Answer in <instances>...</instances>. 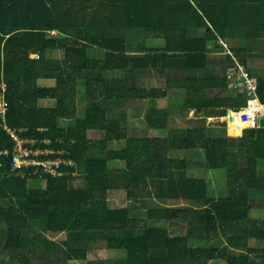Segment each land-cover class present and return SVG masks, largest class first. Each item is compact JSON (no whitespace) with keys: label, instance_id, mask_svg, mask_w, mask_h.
<instances>
[{"label":"trees","instance_id":"obj_1","mask_svg":"<svg viewBox=\"0 0 264 264\" xmlns=\"http://www.w3.org/2000/svg\"><path fill=\"white\" fill-rule=\"evenodd\" d=\"M151 37L164 46L142 48ZM229 37L261 41L231 48L237 58L216 61ZM263 45L264 0H0V98L8 106L5 119L0 116L5 248L22 256L37 250L30 230L40 223L46 233L86 246L49 264L84 262L102 243L125 251L124 264H264V247L250 245L264 244V220L249 215L264 208V128H253L264 113L246 92L231 90L228 77L240 60L256 78V99L264 106V75L255 76L246 60ZM158 75L165 89L153 87ZM41 80L55 86L42 88ZM168 91L183 94L185 120L206 125L135 138L126 117L110 112L117 103L163 100ZM41 101L55 105L42 108ZM156 110L146 114L148 125L163 130L167 113ZM67 121L73 124L62 126ZM228 122L234 138L212 136ZM9 130L35 142V149L54 152L42 159L60 157L74 166L62 164L60 176L40 167L14 170L16 142ZM92 131L104 138H90ZM174 148L203 151L207 170H226L229 196L212 198L202 176H184L189 160L171 157ZM117 161L124 168L112 170ZM112 191H124L135 203H156L139 220L129 206H110ZM160 222L185 233L172 236Z\"/></svg>","mask_w":264,"mask_h":264},{"label":"rangeland","instance_id":"obj_2","mask_svg":"<svg viewBox=\"0 0 264 264\" xmlns=\"http://www.w3.org/2000/svg\"><path fill=\"white\" fill-rule=\"evenodd\" d=\"M155 38H147L146 40H153ZM261 40H237L232 39L229 37L227 39L228 45L230 47L224 46L223 53L213 56L216 58V61H225L226 55H232L235 57V54L231 52V48H240V47H247L249 44H257ZM147 43V42H146ZM264 46V45H263ZM249 49V48H248ZM253 55L251 57H246L247 66L251 70L253 74L256 75H264V47H260L259 50L252 49ZM222 53V52H221ZM231 53V54H230ZM50 57L55 59L61 58V53H52ZM227 59V58H226ZM240 60H237V62ZM241 63V62H240ZM242 64V63H241ZM220 69H222V65L214 64ZM245 66V65H244ZM247 69V68H246ZM231 71V70H230ZM230 73V72H229ZM232 75V74H231ZM173 76V75H172ZM157 82H155V88H166V81L165 77L161 75L157 76ZM42 88H51L55 86L54 81H41L39 82ZM231 90H234L230 87ZM79 92L77 96L78 107L82 108L85 105L84 102V88L79 87ZM249 103V101H248ZM247 103V107H248ZM183 104V94L177 91H168L167 96L163 100L159 101H136V102H123L117 103L113 106L111 114L113 116H123L126 117L128 122V134L131 137L135 138H146L149 136H159V137H170L174 131L178 130H185L187 128H194L199 127L202 125H206L203 123L202 125L196 122H190L184 119V110L182 107ZM258 104L261 103L258 101ZM40 107L42 108H51L54 107L55 102L53 101H45L41 102ZM155 108L156 113L166 114L168 116L167 126L163 129H152L149 127L146 114L149 111ZM264 118L258 116L255 126L253 128H258L260 126V120ZM230 122V121H229ZM229 122L226 129H215L212 133L213 137H221V136H228L233 137L229 132ZM73 124V121L62 122V126ZM251 126H247L243 128V132L245 129H250ZM242 136L240 137H243ZM89 137L92 139H102L104 138V134L96 131H92L89 133ZM237 138V137H235ZM115 148L121 149L122 145L117 144ZM171 157L173 158H186L189 160V168L183 172L184 176H194V177H201L204 180H207L210 184L211 189V196L212 198L219 199L221 197H228L229 193L227 191V171L226 170H207L205 166L204 160V153L203 151H179L176 148L171 149ZM111 169L112 170H120L124 168L123 162H111ZM263 168L260 165V170ZM43 185L41 182H31L30 187H37ZM75 186H81L82 181L77 180L74 182ZM109 204L112 207H123L129 206L132 210L131 214L133 217L137 219H145L147 215V210L151 205H155L156 201H146L145 203H135L134 201H128L125 196L124 191H112L109 194ZM250 218L255 221H263L264 220V208L251 210L250 211ZM42 225V224H41ZM157 225L166 226L170 229L172 236L173 235H183L185 231L178 227H173L168 223H157ZM2 226H0L1 229ZM1 231V230H0ZM31 237L35 238L34 242L37 245V250L29 251L26 255L22 256L18 251H12L10 249L5 248V240L3 237L0 238V264H27L30 260V264H49V261L55 257L60 259H64L66 257V252L73 249H85L86 246L84 242L72 238L69 235L62 234V235H51V233H46L44 229L38 223V226H34L33 229L30 230ZM251 246L259 249L263 248L264 244L253 241L250 244ZM103 247H100L99 250H90L87 254L86 261L79 262V261H70L67 264H124L125 263V251L121 250H108L105 244L102 243ZM213 264H227L226 262L221 263H213Z\"/></svg>","mask_w":264,"mask_h":264},{"label":"built area","instance_id":"obj_3","mask_svg":"<svg viewBox=\"0 0 264 264\" xmlns=\"http://www.w3.org/2000/svg\"><path fill=\"white\" fill-rule=\"evenodd\" d=\"M227 47V45H225ZM231 54V53H230ZM229 80L230 87L237 92H246L251 97L250 100H256L257 97V80L251 76L246 69V66L237 62L236 66L230 69ZM232 74V75H231ZM258 100V99H257ZM263 113L264 106L260 105ZM8 111L4 99L0 98V116L5 119V113ZM13 139L16 142L13 155V168L14 170H21L24 168L40 167L46 174L52 176H60V167L62 164L74 166L73 162L65 161L64 159L57 157L53 159H42V156L54 155V152L43 151L35 149V142L26 141L22 139L17 132L9 130ZM4 154H8L5 152ZM61 155V153H56Z\"/></svg>","mask_w":264,"mask_h":264},{"label":"crops","instance_id":"obj_4","mask_svg":"<svg viewBox=\"0 0 264 264\" xmlns=\"http://www.w3.org/2000/svg\"><path fill=\"white\" fill-rule=\"evenodd\" d=\"M199 36V34L197 35ZM141 38L138 37L137 33H134L133 34V44L135 47H138L139 46V40ZM147 42V43H146ZM225 45H228V43L226 42H223ZM164 46V40L163 39H153V40H144L141 42V47L142 48H146V49H160L161 47ZM145 79H148L146 77H144ZM41 81H45V80H41ZM40 81V82H41ZM47 81V80H46ZM257 100V99H256ZM259 101V100H257ZM41 102H45V101H41ZM40 102V103H41ZM53 107V106H52ZM94 250H99V248H95ZM89 253V252H88Z\"/></svg>","mask_w":264,"mask_h":264},{"label":"water","instance_id":"obj_5","mask_svg":"<svg viewBox=\"0 0 264 264\" xmlns=\"http://www.w3.org/2000/svg\"><path fill=\"white\" fill-rule=\"evenodd\" d=\"M260 128H264V118L260 120Z\"/></svg>","mask_w":264,"mask_h":264}]
</instances>
